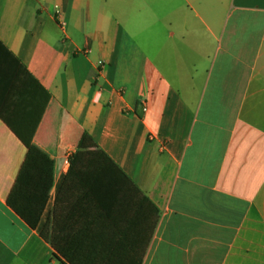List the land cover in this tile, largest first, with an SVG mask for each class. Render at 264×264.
Segmentation results:
<instances>
[{
	"label": "crops",
	"instance_id": "obj_1",
	"mask_svg": "<svg viewBox=\"0 0 264 264\" xmlns=\"http://www.w3.org/2000/svg\"><path fill=\"white\" fill-rule=\"evenodd\" d=\"M11 79L0 264H62L57 223L66 264H264V0H0ZM84 131L140 193L95 200Z\"/></svg>",
	"mask_w": 264,
	"mask_h": 264
},
{
	"label": "trees",
	"instance_id": "obj_2",
	"mask_svg": "<svg viewBox=\"0 0 264 264\" xmlns=\"http://www.w3.org/2000/svg\"><path fill=\"white\" fill-rule=\"evenodd\" d=\"M8 52V51H7ZM12 79L7 81L8 89L0 88V117L8 124L20 140L30 147L32 139L44 111L41 109L39 118L31 128L16 127L12 124L5 112V101L10 98V87L12 86ZM5 91L7 92H4ZM50 99L49 92H46L45 105ZM9 114V113H8ZM71 168L76 171L83 180L85 188L90 194L103 206L102 195L110 190H128L133 187L134 190L140 193V190L134 185L130 178L120 169V167L110 158V156L98 145L95 139L87 131H84L78 142L77 150L69 157ZM60 183H58L59 186ZM128 188V189H127ZM145 197V196H144ZM46 215L43 217L39 229L41 230L45 223ZM60 224L57 223L51 232L50 241L55 249L54 256H56L62 264H66L61 257L71 259L66 253L65 248L61 246L62 235L59 231ZM59 255H58V254Z\"/></svg>",
	"mask_w": 264,
	"mask_h": 264
},
{
	"label": "built area",
	"instance_id": "obj_3",
	"mask_svg": "<svg viewBox=\"0 0 264 264\" xmlns=\"http://www.w3.org/2000/svg\"><path fill=\"white\" fill-rule=\"evenodd\" d=\"M146 109V108H145Z\"/></svg>",
	"mask_w": 264,
	"mask_h": 264
}]
</instances>
